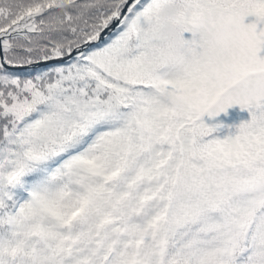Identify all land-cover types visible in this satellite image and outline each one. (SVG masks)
I'll use <instances>...</instances> for the list:
<instances>
[{
    "label": "snow or ice",
    "instance_id": "obj_1",
    "mask_svg": "<svg viewBox=\"0 0 264 264\" xmlns=\"http://www.w3.org/2000/svg\"><path fill=\"white\" fill-rule=\"evenodd\" d=\"M159 3L0 0V264H264V0Z\"/></svg>",
    "mask_w": 264,
    "mask_h": 264
},
{
    "label": "clouds",
    "instance_id": "obj_2",
    "mask_svg": "<svg viewBox=\"0 0 264 264\" xmlns=\"http://www.w3.org/2000/svg\"><path fill=\"white\" fill-rule=\"evenodd\" d=\"M191 11L182 0H161L156 11V20L158 21L159 35L169 41L176 52L182 56L190 54L182 36V24L178 22L179 17L187 18ZM245 194L259 196L264 194V184L256 183L251 189L246 190Z\"/></svg>",
    "mask_w": 264,
    "mask_h": 264
},
{
    "label": "rangeland",
    "instance_id": "obj_3",
    "mask_svg": "<svg viewBox=\"0 0 264 264\" xmlns=\"http://www.w3.org/2000/svg\"><path fill=\"white\" fill-rule=\"evenodd\" d=\"M256 21L255 16H248L245 18V23H254ZM204 122L209 126L221 125L215 133L214 136H217L221 139L228 136L230 133H234L236 126L241 122L250 119V115L247 110H241L239 106H233L227 110L226 113H221L218 117L209 118L207 115L203 117ZM220 130H225L226 132L220 134Z\"/></svg>",
    "mask_w": 264,
    "mask_h": 264
},
{
    "label": "trees",
    "instance_id": "obj_4",
    "mask_svg": "<svg viewBox=\"0 0 264 264\" xmlns=\"http://www.w3.org/2000/svg\"><path fill=\"white\" fill-rule=\"evenodd\" d=\"M225 132H226L225 130H220V131H219L220 134H223V133H225ZM213 135H215V133H213Z\"/></svg>",
    "mask_w": 264,
    "mask_h": 264
}]
</instances>
